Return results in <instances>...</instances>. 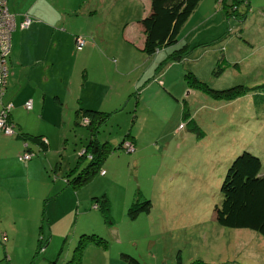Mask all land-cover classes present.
<instances>
[{
	"label": "rangeland",
	"instance_id": "rangeland-1",
	"mask_svg": "<svg viewBox=\"0 0 264 264\" xmlns=\"http://www.w3.org/2000/svg\"><path fill=\"white\" fill-rule=\"evenodd\" d=\"M31 1H49L54 12L78 1L91 7L85 19L64 15L59 28L82 36L81 50L67 34L53 38L58 50L56 58L51 53L53 83L57 90L58 81L66 88L60 102L46 98L30 111L21 107L24 96L14 101L20 132L42 135L48 148L28 142L33 152L20 159L17 128L10 127L9 135L0 131V232L7 237L1 235L0 243L10 253L3 263L21 264L24 244L34 245L43 225L41 236L49 237L35 264L43 256L69 264L78 237L96 233L105 246L80 244L81 264H264L262 237L219 227L213 214L222 177L236 155L247 151L258 157L264 175V0H248L240 9L243 20L226 17L217 0H201L176 43L151 57L139 46L145 1ZM176 49H184L185 56L167 61ZM42 70L26 62L15 69L28 74L31 84L42 83ZM184 73L211 89L250 90L234 101L213 99L187 89ZM80 108L106 113L98 141L116 146L129 132L135 143L134 151L123 143L129 153L109 155L103 174L72 190L61 176L88 141L87 129L72 123ZM12 111L13 105L11 118ZM100 195L108 201L111 224L92 207L91 199ZM32 252L24 264H32Z\"/></svg>",
	"mask_w": 264,
	"mask_h": 264
},
{
	"label": "trees",
	"instance_id": "trees-1",
	"mask_svg": "<svg viewBox=\"0 0 264 264\" xmlns=\"http://www.w3.org/2000/svg\"><path fill=\"white\" fill-rule=\"evenodd\" d=\"M200 1L201 0H149V9L146 15L138 20L143 34L140 50L147 57H151L157 52L174 45L181 27L193 13ZM217 3L221 5L226 17L233 16L237 19L239 15L240 17L242 15L241 20H243V13L240 12V9L243 6H248L249 1L217 0ZM185 54L184 49L181 51L180 49H176L168 53L166 58L167 61H181ZM221 66L222 62L217 66V69L220 70ZM184 80L187 89L198 90L217 100L234 101L239 97H243L247 91L250 90L243 85H235L222 90L211 89L206 83L198 80L193 73H184ZM10 111L11 109L8 115L9 123H11ZM74 116L75 120H73V124L87 129L88 141L82 147L81 151L76 153L78 154L76 164L68 168L66 174L61 176V179L65 188L78 190L88 184L98 172H100V174L104 173L102 165L109 155L120 151L129 153L126 151L127 147L124 146L123 143L129 144L134 151L135 139L127 132L116 146H112L110 141L107 140L100 142L96 134L107 119L106 113L91 108H80L74 111ZM186 116L187 114L184 108L181 107L182 119L186 118ZM82 120L88 122L83 124ZM190 122H192V120ZM189 124L188 122L187 125ZM19 135L22 139V143L27 144V153L29 155L32 154L33 151L30 148L31 146L29 147L28 142L38 143L41 149L47 148L46 140L42 138V135L31 136L27 133H21ZM118 138L119 137H115L113 140L116 141ZM82 161H85L87 164L84 162L85 164L81 165ZM259 170V158L247 151H242L232 159L225 170L219 186L220 202L213 207L216 225L228 229L250 230L264 239V175L260 174ZM91 204L103 221L111 224L109 218V204L106 197L104 195L98 197L94 196L91 199ZM43 215L44 213L42 214V218H44ZM42 226L43 225L40 226L38 232L37 252L48 240L47 238L45 240V238L41 236ZM96 234L80 235L74 247L73 255L67 263L81 264L80 244H83L85 241L95 242L96 245L105 244L104 240ZM122 256H124V254ZM56 260L57 259L50 262V264H57Z\"/></svg>",
	"mask_w": 264,
	"mask_h": 264
},
{
	"label": "crops",
	"instance_id": "crops-1",
	"mask_svg": "<svg viewBox=\"0 0 264 264\" xmlns=\"http://www.w3.org/2000/svg\"><path fill=\"white\" fill-rule=\"evenodd\" d=\"M145 1L144 4H142L141 11L142 16L146 15L148 9H149V0H141ZM44 4H33L31 2H27V0H7V9L8 11L13 14L16 26L14 30L11 32L10 35V52H9V58L7 65H9V69L7 66V75L5 80V92L2 96L3 99H5L2 102V98L0 97V105L11 103L13 105V115L14 117H10L11 123L13 127L17 128L16 139H19L22 141V139L19 137L22 131L20 127L16 124L15 119V108L17 100H21L22 96H24V99H22L23 104L21 107L24 108V103L26 101L31 102V109H37V107L40 109L43 105V101L47 99H50L51 97L57 101L60 102V96L62 95L63 90L66 89L63 83L61 81H58V90L57 87L54 85V79H53V60L51 53L53 54V58H56L58 55V50H55L54 48L57 47V44H53V38L54 36H62L65 35L66 38H68L72 43H74V38L76 36L80 35H74L70 34L69 32H66L64 30H60L59 28L63 25L62 19L64 18V15H70V16H77L81 15V17L88 18L87 13L89 11V8L91 5H88L87 8H82V3L78 1L76 5L72 4L69 5L70 8L66 10L65 7H58L57 11H53L54 8L51 7V2L43 1ZM69 4V3H68ZM66 6V7H69ZM63 8V9H62ZM68 12V14H67ZM70 13V14H69ZM25 15H28L31 19L29 25L26 28H20L18 24L22 21L23 17ZM139 25V24H138ZM139 29L141 30V27L139 25ZM138 35L142 37L143 41V34ZM75 32V31H74ZM36 41V45H30V42ZM142 41L140 42L139 46L141 49ZM27 45L29 46L30 50H27L25 48ZM75 46V43H74ZM22 56H24V60L22 61ZM22 62H26L27 66H31L37 70L38 66L41 65V68L43 69L40 76L41 81L40 84H31L29 80H26L29 75L20 73L18 74V71H15V69L18 67V65L22 64ZM85 67L83 68V70ZM81 70L80 73L83 76L84 71ZM9 72V73H8ZM61 80V79H59ZM60 86H62L60 88ZM21 90L25 92L24 95H22ZM16 101V103H14ZM1 107V106H0ZM30 110V109H29ZM31 111V110H30ZM73 120H75L74 112H73ZM72 120V123H73ZM18 126V127H17ZM43 138V136H42ZM37 145L38 143H34ZM39 145V144H38ZM40 148V146H39ZM48 148V145H47ZM32 149V148H31ZM1 235L4 236L7 240V237L5 233L0 232V238ZM49 236H47L48 239ZM39 238V233L37 232V239L35 240V243H25L24 244V250L21 252V264H24L25 261H27L30 257V253H33V257H31V263L35 264V259H37V256L44 248H40L37 252V240ZM45 238V237H42ZM46 240V239H45ZM48 241V240H47ZM49 256H43L39 262V264H49ZM10 261V253L4 250V247H1L0 243V264H4L6 261ZM3 261H5L3 263ZM27 263V262H26ZM25 263V264H26Z\"/></svg>",
	"mask_w": 264,
	"mask_h": 264
},
{
	"label": "built area",
	"instance_id": "built-area-1",
	"mask_svg": "<svg viewBox=\"0 0 264 264\" xmlns=\"http://www.w3.org/2000/svg\"><path fill=\"white\" fill-rule=\"evenodd\" d=\"M31 18L28 15H25L22 21L18 24L20 28H26ZM16 26V22L13 14H11L7 9V0H0V97L4 93L5 88V78L7 75V59L10 52V35ZM76 50H81L84 46V39L81 36L74 38ZM11 104L7 103L2 106L0 111V131L9 135L11 131V124L8 121L9 110L11 109ZM24 107L27 109L31 108V102L26 101ZM26 148V144L24 145ZM31 156L27 152H23L19 156L20 159H28Z\"/></svg>",
	"mask_w": 264,
	"mask_h": 264
},
{
	"label": "clouds",
	"instance_id": "clouds-1",
	"mask_svg": "<svg viewBox=\"0 0 264 264\" xmlns=\"http://www.w3.org/2000/svg\"><path fill=\"white\" fill-rule=\"evenodd\" d=\"M77 37V36H76ZM82 37V36H81ZM83 38V37H82ZM84 39V38H83ZM75 43V42H74ZM8 58H9V56H8ZM7 62H8V59H7ZM6 68H7V65H6ZM6 80V79H5ZM4 92H5V88H4ZM3 95H4V93H3ZM2 95V96H3ZM1 96V97H2ZM10 103V102H9ZM7 104V103H6ZM11 104V103H10ZM4 105V104H3ZM2 104H1V108H2V106H3ZM11 106H12V104H11ZM12 108V107H11ZM31 109V108H30ZM1 111V110H0ZM9 118V117H8ZM11 124V123H10ZM11 127H13V125L11 124ZM26 143H23V145H22V153L23 152H27V148H28V146H27V144H26V148H24V145H25ZM26 149V150H25Z\"/></svg>",
	"mask_w": 264,
	"mask_h": 264
}]
</instances>
